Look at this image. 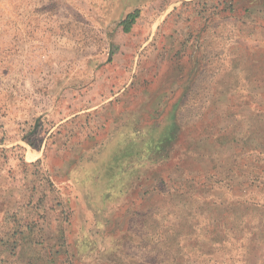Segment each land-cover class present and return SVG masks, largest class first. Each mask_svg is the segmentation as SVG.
I'll list each match as a JSON object with an SVG mask.
<instances>
[{
    "label": "rangeland",
    "instance_id": "rangeland-1",
    "mask_svg": "<svg viewBox=\"0 0 264 264\" xmlns=\"http://www.w3.org/2000/svg\"><path fill=\"white\" fill-rule=\"evenodd\" d=\"M168 1L0 0V264H264L263 2Z\"/></svg>",
    "mask_w": 264,
    "mask_h": 264
},
{
    "label": "trees",
    "instance_id": "trees-1",
    "mask_svg": "<svg viewBox=\"0 0 264 264\" xmlns=\"http://www.w3.org/2000/svg\"><path fill=\"white\" fill-rule=\"evenodd\" d=\"M255 0H252L250 2H247V5H250L254 2ZM213 4H211L210 6H208V9L210 10V13L212 14V11L213 12V15L214 14H223V13H232L235 14L236 12L240 11V10H243L245 11L246 13L248 12H251L252 11V8H250L249 6H246L245 4L243 5V2L244 0H212ZM139 14H140V9L139 8H134L133 10L127 12V14L125 15V17L119 22V25L121 26L122 28V31L124 33H128L130 30H131V27L132 25L136 22V19L139 17ZM173 119V118H172ZM169 120H171V116L169 117ZM165 130V127L163 128H159L158 129V133H156L154 136H150L151 138L147 141L145 140L144 142H146V146L142 147L140 145H132V147H129L125 146V148L123 149H120L118 153H116L114 155V160L115 162L118 160H121V159H124L126 157H132V156H139L141 157V153H146V156L147 154H149L151 151H155L157 153H161L163 151V149L161 148L160 152H158V148H154V143H156L155 141V138L156 139H159V141L162 142V134L166 131ZM178 131L175 132V135L174 134H169L168 136V139L171 140H174L176 139L178 136ZM149 142V143H148ZM155 149V150H154ZM122 152V155L118 157V155H120V153ZM117 161V162H118ZM25 162V161H24ZM119 163V162H118ZM25 165H27V163H25ZM261 217V216H260ZM209 225V223H207L204 227H207ZM258 225L260 226H264V218L261 217L260 220H258ZM173 240L175 242L176 240V236L173 234ZM166 249H168L167 251L169 252H172L174 253L175 256H177V248H173L172 244L169 242L168 245H166L165 247Z\"/></svg>",
    "mask_w": 264,
    "mask_h": 264
},
{
    "label": "crops",
    "instance_id": "crops-1",
    "mask_svg": "<svg viewBox=\"0 0 264 264\" xmlns=\"http://www.w3.org/2000/svg\"><path fill=\"white\" fill-rule=\"evenodd\" d=\"M185 1L186 2H190L192 4H196V6H198V4H201L202 7H205V9L207 10L205 12L206 13V16L209 17L208 23L209 24L211 23V21H212V19H213L214 16H213V14L210 15L208 6H210L211 4H213L212 0H170V1H168V3L165 6H166V8L172 7L174 9L176 7V5L178 4V2L183 3ZM250 1H252V0H244L243 5L245 4L246 6H249L251 8V7H253L255 5V1H262L263 3L261 5V7L264 8V0H255L252 4L247 5V2H250ZM134 8H138V7L130 8V9L127 10V12L133 10ZM127 12L125 13V15L127 14ZM197 14H198V12H197ZM125 15L120 18V20L118 21V25H119V22L125 17ZM165 19H166V17L163 19V22H164ZM131 29H132V27H131Z\"/></svg>",
    "mask_w": 264,
    "mask_h": 264
},
{
    "label": "bare ground",
    "instance_id": "bare-ground-1",
    "mask_svg": "<svg viewBox=\"0 0 264 264\" xmlns=\"http://www.w3.org/2000/svg\"><path fill=\"white\" fill-rule=\"evenodd\" d=\"M34 156H35V155L33 154V155L31 156V158L33 159Z\"/></svg>",
    "mask_w": 264,
    "mask_h": 264
}]
</instances>
